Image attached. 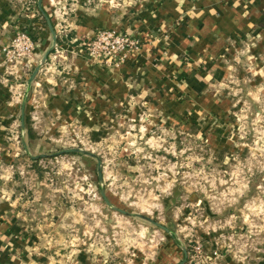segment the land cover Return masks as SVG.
<instances>
[{"label": "crops", "instance_id": "crops-1", "mask_svg": "<svg viewBox=\"0 0 264 264\" xmlns=\"http://www.w3.org/2000/svg\"><path fill=\"white\" fill-rule=\"evenodd\" d=\"M42 7L49 17L68 9L66 33L56 31L60 48L78 49L98 29L139 37L142 48L121 67L85 55L57 61L50 56L32 83L40 100L35 110L18 77L5 74L1 51L18 29L33 31L39 40L35 66L52 46V34L38 0H0V264H130L133 250L138 264H179L178 247L171 244L92 248L84 209L62 202L56 196L63 190L48 186L32 169L20 139L22 121L35 157L50 155V147L62 142L56 133L76 130L126 161L136 158L126 146L132 124H148L165 146V134L180 128L183 115L194 118L189 128L199 138L210 136L226 152L232 140L224 136L235 127L229 118L234 96L255 104L252 90L264 88V0H43ZM233 86L239 89L230 92ZM173 194L171 188L166 197ZM167 207L162 200L161 209ZM254 261L234 264H264L260 256Z\"/></svg>", "mask_w": 264, "mask_h": 264}, {"label": "rangeland", "instance_id": "rangeland-1", "mask_svg": "<svg viewBox=\"0 0 264 264\" xmlns=\"http://www.w3.org/2000/svg\"><path fill=\"white\" fill-rule=\"evenodd\" d=\"M118 6L111 3L112 8ZM67 10L62 7L49 17L59 34L67 31ZM99 30L106 29H98L96 33ZM22 32L36 41L37 55L39 40L33 31L18 29L10 43ZM132 37L142 45L139 37ZM88 42L78 49H63L57 44L50 56L57 61L85 55L93 62L86 50ZM1 52L4 66L5 57ZM41 59L30 72L18 78L26 96L32 97L35 110L40 100L31 92L33 86L28 91L27 83ZM100 64L106 65L104 61ZM5 74L13 76L7 69ZM232 88L228 90L234 92L239 89L235 86ZM40 89L41 84H37L36 92L40 93ZM252 92L255 93L251 95L255 104L241 95L234 96L236 107L229 118L230 123L235 122V127L224 136L232 140V146L226 152L212 143L210 136L199 138L193 128H189L194 118L183 115L180 128L169 129L165 134L168 136L165 146L160 143L163 136L149 129L148 124H143L141 128L132 124L125 134L132 140L127 141L126 146L131 147L128 153L132 151L130 155L136 158L126 161L112 158L111 149L94 145L80 131L56 133V137H63L62 142L50 147L48 154L52 156L39 159L38 168L48 186L64 191H58L56 197L62 202L77 205L78 209H84L85 222L90 228L87 241L93 243L94 249L107 251L116 242L126 243L130 248H138L143 244L149 248H159L171 244L178 247L176 263L184 260L182 247L186 249L188 257L185 264L248 263L258 256L264 258V88ZM21 95V90L15 93L16 97ZM34 118L39 121L36 113ZM141 119L148 122L147 117ZM17 136L15 131L11 134L12 138L16 137L13 140L19 143ZM73 148L93 152L101 158L102 171L105 173L102 185L98 178L96 159L60 153ZM102 186L114 206L148 216L169 228L171 234L167 235L149 221L111 210L101 196ZM171 188L175 194L166 197ZM162 200L167 201V210L161 209ZM198 245L201 249L196 253L194 247ZM132 254L134 256L130 264H138L137 252L133 250ZM147 256L150 258L151 252ZM124 263L111 259V264Z\"/></svg>", "mask_w": 264, "mask_h": 264}, {"label": "built area", "instance_id": "built-area-1", "mask_svg": "<svg viewBox=\"0 0 264 264\" xmlns=\"http://www.w3.org/2000/svg\"><path fill=\"white\" fill-rule=\"evenodd\" d=\"M111 7V2L109 3ZM59 13L56 12V16ZM36 41L28 34L18 33L12 42L2 49L7 72L22 78L34 66L36 57ZM140 41L114 29L99 30L86 44V50L93 63H104L111 67L120 66L130 57H136L140 52ZM198 244V242H197ZM201 246L194 247L196 253Z\"/></svg>", "mask_w": 264, "mask_h": 264}, {"label": "water", "instance_id": "water-1", "mask_svg": "<svg viewBox=\"0 0 264 264\" xmlns=\"http://www.w3.org/2000/svg\"><path fill=\"white\" fill-rule=\"evenodd\" d=\"M42 2L43 0H38V7H39V10L41 11V13L43 14L46 22H47V25L50 29V32L52 34V46L50 47V49L48 50V52L43 56V58L41 59L40 63L38 64V66H36V68L34 69L31 77L29 78L28 80V91L30 90L31 86H32V83L33 81L35 80L37 74L39 73V71L45 66L50 54L55 50V48L57 47V39H58V36H57V33H56V30L54 29L53 27V24L49 18V16H47V14L44 12L43 10V7H42ZM21 130H22V143L24 145V149H25V152L26 154L34 159V160H39V159H43V158H48V157H51L52 155H41V156H32V154L30 153V150L27 146V144L25 143V136H24V131H25V124H24V119L22 121V125H21ZM61 154H70V153H75V154H81V155H85V156H89L91 158H94L97 160V172H98V178H99V182L100 184L102 185L103 184V181H104V178H103V171H102V161H101V158L94 154L93 152H90V151H87V150H84V149H81V148H73V149H67V150H63L60 152ZM100 193H101V196L105 202V204L113 211L115 212H118L120 214H123L125 216H128V217H133V218H140V219H143V220H146V221H149L151 222L152 224H154L155 226L165 230L167 233L171 234V230H169L167 227L163 226L162 224L152 220L151 218H149L148 216H145V215H142V214H138V213H130L128 211H125V210H122L116 206H114L110 200L107 198V195H106V192H105V189L104 187L102 186L101 190H100ZM182 251L184 253V260H182V262H180L179 264H185L187 262V251L184 247H182Z\"/></svg>", "mask_w": 264, "mask_h": 264}, {"label": "trees", "instance_id": "trees-1", "mask_svg": "<svg viewBox=\"0 0 264 264\" xmlns=\"http://www.w3.org/2000/svg\"><path fill=\"white\" fill-rule=\"evenodd\" d=\"M41 16V15H40ZM42 17V16H41ZM42 22L46 25V21L45 19H42ZM61 41H60V38L57 39V44L60 45ZM71 155H81V154H75V153H72ZM32 161V169L36 171V173H38L39 176H42V171L40 170V168H38V163H39V160H33L31 159Z\"/></svg>", "mask_w": 264, "mask_h": 264}]
</instances>
